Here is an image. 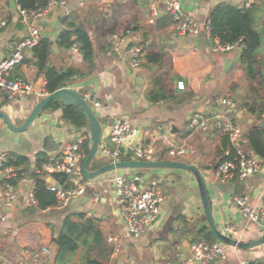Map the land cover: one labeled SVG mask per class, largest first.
Returning a JSON list of instances; mask_svg holds the SVG:
<instances>
[{
	"label": "crops",
	"instance_id": "1",
	"mask_svg": "<svg viewBox=\"0 0 264 264\" xmlns=\"http://www.w3.org/2000/svg\"><path fill=\"white\" fill-rule=\"evenodd\" d=\"M16 1V0H15ZM64 8H55L36 23L40 38L50 42L47 65L62 70L73 68L77 76L67 83L70 88L101 114L102 141L107 138L111 120L123 118L138 130L135 140L124 146L119 161L133 159L131 148L153 145L155 161L177 162L194 166L204 180L213 222L217 229L233 228L235 239L242 243L264 239V220H247L234 204V197L245 196L248 205L257 210L264 205V160L257 174L242 182H220L214 167L233 156L227 136L210 124L206 132L190 133L187 123L193 113L208 119L224 112L242 131L241 146L246 154L255 156L248 148L246 133L252 126L264 128V0L249 9L253 17V29L260 35L261 44L254 54L253 79L241 62L238 49L230 52H212L210 39L203 28L211 11L219 4H229L243 9V0H63ZM177 1L183 14L201 26L198 36L177 35L167 4ZM18 7L13 9L8 0H0V61L13 53L15 46L28 36L27 27L18 18ZM170 21V22H169ZM67 24L82 27L93 47V63L88 67L78 52L58 47L59 34ZM129 32L130 34H126ZM116 41L122 42L114 48ZM139 43L144 56L137 70L130 67L126 50ZM148 54L158 55L150 62ZM21 77L34 86L27 98L4 101L0 113L12 124L20 127L33 107L43 99L39 92L45 79L34 65L31 51H25L23 62L9 74ZM159 81L158 84H155ZM183 89L177 88V83ZM159 91L166 96L161 101H150L148 94ZM222 99L239 105L251 106L254 114H239L225 109ZM47 135L52 141L44 142ZM84 135L89 141L88 127L75 129L62 118V109L44 110L30 126L20 133L3 131L0 136V155L13 154L27 159L28 165L20 168L26 173V182L17 181L11 186L0 177V203L12 196L10 206H4L6 221L0 223V264H20L30 261L31 252L41 248L51 249L60 233L63 222L69 218L83 225L95 220L99 236L83 235L78 248L67 256L63 264H86L91 258L102 264H187L190 245L202 241L201 232H210L202 210L199 189L194 175L183 169H123L110 172L92 180H85V191L76 203L63 209L55 206L41 210L29 199L32 186L29 180L35 169L36 155L44 154L56 159L67 143ZM173 144H185L191 151L186 156L172 159L165 153L164 138ZM103 143V142H102ZM44 146L45 149H44ZM104 147L112 149L107 141ZM231 147V149H229ZM90 148V147H89ZM110 163L98 152L88 166L94 171ZM28 168L25 170V168ZM143 176L155 180L165 195L156 219L144 233L134 238L126 232L115 200V178ZM42 177V176H41ZM47 185L59 184L54 177H42ZM211 233V232H210ZM114 239L113 243L108 240ZM225 262H195L192 264H264V243L249 249H237L225 245Z\"/></svg>",
	"mask_w": 264,
	"mask_h": 264
},
{
	"label": "built area",
	"instance_id": "2",
	"mask_svg": "<svg viewBox=\"0 0 264 264\" xmlns=\"http://www.w3.org/2000/svg\"><path fill=\"white\" fill-rule=\"evenodd\" d=\"M87 0H81L78 4L83 6ZM104 3L105 0H98ZM153 7V0H150ZM257 2V0H243L242 8L249 10ZM66 2L63 0H49L47 5L38 10H17L19 21L27 27L28 36L19 42L10 57L0 61V106L4 101H13L17 98H27L34 92L32 83L24 78L9 77L10 72L23 62V54L25 51H31L32 48L40 40V34L36 23L55 8H64ZM154 9V7H153ZM167 13L172 17L173 27L180 36H198L201 32V26L196 21L192 20L180 10L177 1L167 4ZM203 28L209 37V19L203 24ZM126 34H130L127 32ZM210 39L212 52H230L241 48L240 41L231 45H221L217 40ZM122 42L116 41L114 48L117 49ZM73 50L78 52L77 47ZM79 53V52H78ZM126 54L130 58V67L137 70L144 56V50L139 43H133L127 50ZM178 89H183L181 82L177 83ZM39 97H46L48 93L42 89L39 92ZM222 106L239 114L247 113V109L229 99L221 100ZM220 133L225 134L232 146L233 156L225 159L214 167L216 178L222 182H242L245 179L260 172L261 164L255 156L246 154L241 146L242 131L233 123L232 120L224 113H217L208 119L199 113H193L187 123V131L190 133L206 132L209 130L210 124ZM138 135V130L134 128L127 120L123 118L113 119L108 136L109 143L113 146L112 149L103 147L100 149L101 155L105 156L110 163L119 162L120 149L124 150V146L130 139ZM165 143V153L169 158L177 159L186 156L191 149L185 144H173L168 138H163ZM86 141L84 135L77 136L76 139L63 146L60 155L54 159L43 162L36 170V174L43 176H51L53 174H63L67 176V185H47V190L52 192L56 198L57 209L65 208L72 200H77L85 191V179L81 174L82 153L81 145ZM125 151V150H124ZM132 160L153 162L157 150L153 145L137 146L131 148ZM6 155H0V177L12 178L16 176V170L13 167L5 166ZM21 182H26V178H21ZM32 189L29 194V199L32 204H37L34 198V181L29 180ZM114 186L116 207L120 218L125 222L126 232L134 238L140 237L146 228L156 219L159 207L165 202V195L159 190L158 183L155 180H146L143 176H133L132 178H115L111 181ZM13 197L10 196L5 203H0V223L6 221V216L3 213L4 206H10ZM234 204L239 209L240 213L251 222H261L264 220V205L257 210L248 205V199L245 196L234 197ZM227 230V229H226ZM234 237L236 232L233 228L227 230ZM114 239L110 238L108 242L113 243ZM30 261L20 264H45L47 262L50 250L41 248L39 251H32ZM226 253L225 245L219 242H206L204 240L195 242L190 245V255L187 259V264L195 262H225ZM175 264V263H172ZM240 264H249L246 261Z\"/></svg>",
	"mask_w": 264,
	"mask_h": 264
},
{
	"label": "trees",
	"instance_id": "3",
	"mask_svg": "<svg viewBox=\"0 0 264 264\" xmlns=\"http://www.w3.org/2000/svg\"><path fill=\"white\" fill-rule=\"evenodd\" d=\"M49 0H16V5L19 10L29 11L44 8ZM170 16V15H169ZM171 17V16H170ZM209 37L217 40L221 45H231L238 41L241 43L240 59L246 66L247 74L253 79L255 59L254 54L261 44L260 35L253 29V17L250 10L239 9L229 4L217 5L209 15ZM170 22V21H169ZM173 23L171 17V24ZM57 45L59 48L68 51L74 46L78 48V52L82 61L91 67L93 63V47L88 37L87 32L80 26L75 24H67L58 36ZM50 51V42L46 39H41L32 48V56L34 65L39 73L44 75L45 84L44 91L52 94L56 90L66 87L69 80L77 76V70L73 68H65L56 70L47 65ZM147 58L150 62H156L158 55L148 54ZM19 78V77H16ZM14 79V78H11ZM156 81L155 84H158ZM166 98L161 92L151 91L148 94L150 101L156 102ZM264 100V99H263ZM247 109L249 115L254 114V109L251 106L242 105ZM62 109V118L75 129H84L88 127V121L85 114L75 107H61L56 101L51 102L45 110ZM246 140L249 150L258 156L260 160H264V128L252 126L246 133ZM228 141V139H227ZM89 141L86 140L81 145L82 163L89 153ZM231 149V147H229ZM122 159H127V156H120ZM231 158V157H230ZM49 161L44 154H37L35 161V169L30 175L34 181V198L37 206L43 210L46 207L56 205L55 195L47 190V184L41 175L36 174V170L41 163ZM5 166L13 167L16 170V176L4 179L8 185H15L20 181L26 173L23 168L28 165L27 159L13 154L6 155ZM54 179L60 185H67V176L63 174H53ZM95 220H86L83 225L73 223L69 218L63 222L62 229L58 236L55 238L54 243L58 247V255L56 258L57 264H63L67 256L71 255L78 248L77 241L83 236L88 235L90 232L97 238L98 231ZM201 239L206 242H215L213 235L206 231L201 232ZM86 264H102L101 262L86 258ZM257 264V263H249Z\"/></svg>",
	"mask_w": 264,
	"mask_h": 264
},
{
	"label": "water",
	"instance_id": "4",
	"mask_svg": "<svg viewBox=\"0 0 264 264\" xmlns=\"http://www.w3.org/2000/svg\"><path fill=\"white\" fill-rule=\"evenodd\" d=\"M8 3L10 6L15 9L16 8V1L15 0H8ZM239 51H241V48H238ZM58 102L61 107H75L79 111L83 112L87 118L88 121V131L90 134V149L87 157L83 161L81 165V174L82 177L85 180H92L95 178H98L100 176H103L105 174H108L113 171L117 170H123V169H145V170H151V169H183L190 171L194 177L196 178L198 189H199V198L202 204V210L205 215V218L207 220L209 229L211 234L213 235L216 242H219L226 246H231L237 249H249L252 247H255L257 245H260L264 243V239L250 242V243H242L235 239V237L228 233L226 228H219L217 229L213 219L212 214L210 210V206L207 199L206 194V188L204 184V180L202 178V175L198 171L197 168L190 165H185L177 162H160V161H153V162H143V161H136V160H130V161H119L116 163H108L104 166H101L100 168L89 171L88 166L90 163L94 160L96 154L100 152V149L104 147V144L107 143V138L102 141V135L103 130L100 125V117L101 114L98 111L92 110V108L89 106V102L93 101V98L91 97L89 99V102H87L84 98H82L79 94H77L75 91L71 90L70 88H60L53 92L52 94H48L46 97H44L42 100H40L31 110L29 116L26 118L25 122L22 126L16 127L12 124L11 120L3 113H0V136L3 134V131L7 130L12 133H20L22 131H25L30 124L48 107V105L51 102ZM113 120L110 121L109 126L107 128V136H109L110 133V127L112 125ZM137 136L133 139H130L126 143L132 142L135 140ZM47 141L50 143L52 141V136L47 135L46 138H44V142L47 143ZM103 142V143H102ZM46 146H44L45 149ZM120 153L123 154L124 150L121 148ZM103 158H106L102 155ZM256 159H259L258 156H255ZM28 168L26 167L25 170ZM70 203H76V200H72ZM58 247L55 243L52 244L50 249V254L48 256L47 262L45 264H57L56 258L58 255Z\"/></svg>",
	"mask_w": 264,
	"mask_h": 264
}]
</instances>
